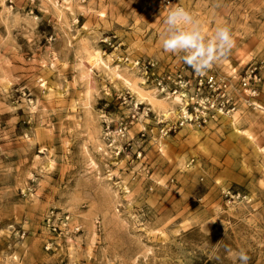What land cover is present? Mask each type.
Here are the masks:
<instances>
[{
	"label": "rangeland",
	"instance_id": "obj_1",
	"mask_svg": "<svg viewBox=\"0 0 264 264\" xmlns=\"http://www.w3.org/2000/svg\"><path fill=\"white\" fill-rule=\"evenodd\" d=\"M167 1L0 0V264H264V0ZM173 6L230 27L213 67L256 68V107L165 135L136 62L179 59Z\"/></svg>",
	"mask_w": 264,
	"mask_h": 264
},
{
	"label": "built area",
	"instance_id": "obj_2",
	"mask_svg": "<svg viewBox=\"0 0 264 264\" xmlns=\"http://www.w3.org/2000/svg\"><path fill=\"white\" fill-rule=\"evenodd\" d=\"M136 65L142 66L146 73L150 67L154 69L153 81L156 82L158 92L180 102L175 119L162 118L159 121L165 135H171L186 126H202L217 117L236 112L239 109L237 97L245 96L247 105L257 106L255 98L259 92L256 68L248 70L246 76L235 83L230 76L220 73L215 67L203 76L197 75L180 58L169 62L163 69L152 60H138Z\"/></svg>",
	"mask_w": 264,
	"mask_h": 264
},
{
	"label": "clouds",
	"instance_id": "obj_3",
	"mask_svg": "<svg viewBox=\"0 0 264 264\" xmlns=\"http://www.w3.org/2000/svg\"><path fill=\"white\" fill-rule=\"evenodd\" d=\"M163 25L160 34L163 51L178 56L200 76L205 75L216 63L226 59L235 47L236 42L229 26L218 25L209 37L199 19L183 7L169 8ZM225 251L231 253L228 248H225ZM234 255L240 264H248L250 257L243 249Z\"/></svg>",
	"mask_w": 264,
	"mask_h": 264
},
{
	"label": "bare ground",
	"instance_id": "obj_4",
	"mask_svg": "<svg viewBox=\"0 0 264 264\" xmlns=\"http://www.w3.org/2000/svg\"><path fill=\"white\" fill-rule=\"evenodd\" d=\"M159 105V104H158ZM164 104H162V106H163ZM166 107V106H165Z\"/></svg>",
	"mask_w": 264,
	"mask_h": 264
}]
</instances>
